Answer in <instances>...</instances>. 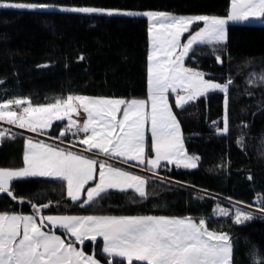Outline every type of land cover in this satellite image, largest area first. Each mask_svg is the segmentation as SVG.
Returning <instances> with one entry per match:
<instances>
[{
    "label": "trees",
    "instance_id": "trees-1",
    "mask_svg": "<svg viewBox=\"0 0 264 264\" xmlns=\"http://www.w3.org/2000/svg\"><path fill=\"white\" fill-rule=\"evenodd\" d=\"M0 1L218 15H227L230 4V0ZM148 56L146 17L0 7V103L24 99L46 104L71 93L146 98ZM189 63L211 79L233 81L227 134L216 131L223 128V93L212 91L182 108L175 106L187 151L199 157L196 168L166 165L168 169L156 172L170 180L148 176L146 198L132 189L108 190L84 206L67 196L62 180H17L11 185L14 195L28 202L1 194L0 211L32 213V205L48 203L43 213L192 216L229 235L232 264H264V216L257 214L237 224L235 212L233 217L221 214L229 203L218 197L245 204L264 198V82L260 80L264 24L230 23L226 42L196 45ZM62 127L63 121H56L50 133L58 135ZM27 138L20 134L0 139V167L23 166ZM83 248L107 258L100 241H86Z\"/></svg>",
    "mask_w": 264,
    "mask_h": 264
},
{
    "label": "snow or ice",
    "instance_id": "snow-or-ice-1",
    "mask_svg": "<svg viewBox=\"0 0 264 264\" xmlns=\"http://www.w3.org/2000/svg\"><path fill=\"white\" fill-rule=\"evenodd\" d=\"M0 7L16 9H47L54 7L38 3H0ZM65 12L146 17L149 21L152 50L148 56V99H113L68 95L53 103L33 106L24 99L0 103V121L43 135L53 120L67 119L65 136L75 126L73 136L84 147L72 151L67 147L53 146L43 141L26 140L23 166L0 167V194H6L18 203L11 185L27 178H55L66 182L67 196L80 206L93 203L109 189L134 190L141 198L147 197L146 178L115 167L95 157L104 155L118 159L145 163L150 170L165 166L162 161L177 167L194 169L199 157L186 153L180 124L168 103V93H176L175 106L182 108L209 92L224 94L223 128L227 134L228 91L233 83L205 79V73L188 68L185 57L194 45L226 42V25L250 18H264V0H231V8L224 17L208 15H173L161 11H133L92 6L63 7ZM202 22L203 27L193 30ZM185 33L189 35L181 42ZM83 60L84 57L80 56ZM218 63H223L216 56ZM264 82V76L260 77ZM252 82V81H250ZM182 93V94H181ZM150 101V113L146 111ZM27 104V107L20 108ZM15 105L19 111L11 110ZM87 114L80 125L71 114L79 110ZM120 115L121 118L117 119ZM150 123L151 145L154 157L145 160V126ZM83 133V136H78ZM5 133L0 131V139ZM10 138H15L14 136ZM60 137H56L59 139ZM242 139V138H241ZM75 147V144L72 145ZM85 152L92 156L84 155ZM135 166V165H133ZM99 169V171H97ZM250 179V177H249ZM96 180L93 187L85 185ZM85 193L84 199L81 194ZM50 204L32 205L31 214L0 211V264H101L95 254H87L81 247L85 241L95 243L102 238V252L118 258L120 264H232V244L227 233H217L206 227L204 219L198 222L191 217L167 216H97V215H41V208ZM264 211V209H261ZM221 214L227 212L221 210ZM243 218V219H242ZM251 219L250 214L237 212L235 223ZM63 229L64 238L56 234Z\"/></svg>",
    "mask_w": 264,
    "mask_h": 264
},
{
    "label": "crops",
    "instance_id": "crops-1",
    "mask_svg": "<svg viewBox=\"0 0 264 264\" xmlns=\"http://www.w3.org/2000/svg\"><path fill=\"white\" fill-rule=\"evenodd\" d=\"M230 8H231V0H230V4H229V11H230ZM228 11V12H229ZM230 23H258V24H264V18H250L249 20H246V21H241V22H230ZM68 95H73V96H76V95H81V96H87V97H102V98H113V99H125V100H131V99H145V100H147L148 99V96H147V98H131V99H127V98H124V97H116V96H101V95H90V94H75V93H71V94H68ZM68 95H66L65 97H62L61 99H63V98H66ZM55 101V100H54ZM53 101V102H54ZM53 102H51V103H53ZM4 103V102H3ZM46 104H49V103H46ZM33 106H35V105H45V104H32ZM146 111H148L149 113H150V101H149V105H148V107L146 108ZM71 116H72V119L73 120H75L76 122H79L81 125L85 122V120L87 119V114L83 111V109H80L79 110V114H76L75 112L74 113H72L71 114ZM121 118V116L120 115H118L117 116V119H120ZM56 121H59V120H53V122H52V124H51V127H49L48 129H45L44 131H47V132H50V130L52 129V126H53V124L56 122ZM66 126H67V119H65V120H63V127H62V129L60 130V132L61 131H63V130H65V128H66ZM60 132H59V134L58 135H60ZM28 139V138H27ZM26 139V140H27ZM182 139H183V145H184V149H185V151H186V153L188 154V155H190V156H197V155H193V154H191V153H189L188 151H187V148H186V145H185V141H184V137H183V134H182ZM26 140H25V147H24V152H25V148H26ZM145 140H146V148H145V160L147 161V159L148 158H150V157H154V153L152 152V150H151V148H150V145H151V132H150V123L149 124H146V126H145ZM33 141L35 142V141H37V140H35V139H33ZM63 148V147H62ZM72 151H75V150H72ZM77 152V151H76ZM84 155H87V154H84ZM87 156H91V155H87ZM198 157V156H197ZM99 162H103V161H105V160H103V159H99V158H97V157H95ZM116 160H118V159H116ZM118 161H120V163H119V165L118 164H116V163H114V162H108L109 164H112V165H114L115 167H118V168H122V169H124V170H126V171H128V172H130V173H132V174H136V175H140L141 177H144V178H146V180H147V177L146 176H144L143 175V172H145L146 170H150V166H148L146 163L144 164V165H141V164H139L138 162H135V161H129V162H127V163H130V164H132V165H136L137 167H139L138 168V170H136V171H133V170H129V169H127L126 167H124V166H122L125 162H123L122 160H118ZM162 163V165H174V164H169V163H167V162H164V161H162L161 162ZM198 163H199V160H198ZM22 167V166H21ZM2 168H11V167H2ZM97 171H99V169H97ZM150 171H152V170H150ZM66 183V182H65ZM97 183V181L96 180H93V181H89V183L87 184V185H85V192H86V190H87V188H89V187H93V186H95V184ZM66 190H67V186H66ZM109 190H118V189H109ZM145 190H146V192H147V183H146V185H145ZM84 196H85V193H82L81 194V198H84ZM41 215H79V216H85V215H97V216H137V215H118V214H59V213H53V214H47V213H43L42 212V208H41ZM150 216H167V217H180V218H183V217H191L193 220H195V221H199L198 219H196V218H194V217H192V216H172V215H150ZM207 227V226H206ZM208 228V227H207ZM209 229V228H208ZM58 229H56V231H57ZM61 230H63V229H61ZM209 230H211V229H209ZM64 231V230H63ZM211 231H213V230H211ZM214 232H216V231H214ZM217 233H222V232H217ZM61 237L62 238H64L65 236L63 235V234H61ZM101 241V247H102V238H97V241ZM96 241V242H97ZM95 242V243H96ZM94 243V244H95ZM83 246V245H82ZM81 246V247H82ZM85 253H87V252H85ZM87 254H89V253H87ZM92 254V253H91Z\"/></svg>",
    "mask_w": 264,
    "mask_h": 264
},
{
    "label": "rangeland",
    "instance_id": "rangeland-1",
    "mask_svg": "<svg viewBox=\"0 0 264 264\" xmlns=\"http://www.w3.org/2000/svg\"><path fill=\"white\" fill-rule=\"evenodd\" d=\"M0 3H26V2H13V1H0ZM38 4H40V3H38ZM48 5H52V6H54V7H50V8H47V9H60V8H63V7H79V6H71V5H56V4H48ZM92 7H100V8H108V9H123V10H133V11H161V12H168V13H171V14H173V15H183V16H192V15H208V16H219V17H224V16H226V15H218V14H208V13H177V12H172V11H168V10H157V9H127V8H120V7H103V6H92ZM230 24V22L226 25V36H227V28H228V25ZM198 27H203V23L202 22H200V23H198L197 25H193V30H195L196 28H198ZM148 28H149V21H148ZM149 32V31H148ZM189 35V33H185L184 34V37H182L181 38V42L183 43L184 42V39L187 37ZM196 45H194L193 46V49H194V47H195ZM151 50H152V44H151V36H150V34H149V55H150V53H151ZM191 52H192V50L189 52V54H188V56L187 57H185V59H184V64H185V66L186 67H188V68H191V69H194V70H197V71H200V72H203L202 70H200V69H198L197 67H195V66H192L190 63H189V59H190V57H191ZM148 64H149V61H148ZM204 73V72H203ZM205 79H211V78H209V77H207L206 75H205ZM211 80H213L214 82H218V83H224V82H221V81H218V80H214V79H211ZM229 92V91H228ZM182 94V93H181ZM176 93H172V92H169L168 93V103H169V105H170V107H171V109H172V112H173V114L176 116V113H175V97H176ZM148 96V95H147ZM147 98V97H146ZM177 117V116H176ZM178 119V118H177ZM78 124H80L79 122H77ZM81 125V124H80ZM75 127V126H74ZM181 129V128H180ZM181 134H182V132H181ZM47 144H49V143H47ZM50 145H53V144H50ZM53 146H56V145H53ZM83 147H86V146H84L83 145ZM75 151H77V152H79V151H81V150H75ZM84 154H87V155H93L92 153H88V152H85ZM97 158H99V159H103V160H105V161H108V162H114V163H116V164H118L119 165V163H120V161H118V160H116V159H110V158H108V157H105L104 155H99V156H96ZM125 165V166H124ZM122 166H124V167H126L127 169H129V170H133V171H136V170H138V168L139 167H137L136 165L135 166H133L132 164H130V163H124ZM172 166V165H171ZM175 166V165H174ZM165 169H168L167 167H166V165L165 166H163ZM140 169V168H139ZM163 169V168H162ZM141 170V169H140ZM143 175L144 176H146V177H148V176H151V177H156V178H160V179H162V180H170L169 178H167L166 177V175H164V174H158L157 172H156V170H155V173L153 172V171H150L149 169L148 170H146L145 172H143ZM219 198H220V196H218ZM237 212H244V213H246V214H250V216H254V215H257L258 213H256L255 211H252L251 209L250 210H248V209H244V208H237L236 209V211H235V214L237 213ZM17 213H20V212H17ZM22 214H31V213H22ZM234 219H235V217H234ZM243 219V218H242ZM56 234L57 235H60L61 236V232H59V231H56ZM100 241V240H99ZM86 242V241H85ZM98 242V241H97ZM96 242V243H97ZM101 242V241H100ZM95 243V244H96ZM82 248H83V246H82ZM83 251L84 252H86V250L83 248ZM87 253H89V254H95V258L96 259H98V260H100V262H101V264H107V261L109 260V257H107L106 259H101L100 257H98L97 256V254H96V251L95 250H93V251H91V252H87ZM134 263H138V264H140V262H137V261H133V264ZM111 264H120V261H119V259L117 258V259H114V258H112L111 259ZM124 264H126V262H124Z\"/></svg>",
    "mask_w": 264,
    "mask_h": 264
},
{
    "label": "built area",
    "instance_id": "built-area-1",
    "mask_svg": "<svg viewBox=\"0 0 264 264\" xmlns=\"http://www.w3.org/2000/svg\"><path fill=\"white\" fill-rule=\"evenodd\" d=\"M27 104L21 105L20 108L27 107ZM20 108H17V106L12 105L11 110L19 111ZM0 131H3L5 133V137H17L20 134H25L28 136V138L35 139L37 141H43L45 143L53 144V145H59L60 147H67L71 150H82L84 147L83 145L79 144L78 137L73 136L72 133L76 132V127H73L71 129V132H68L65 136L55 135L50 132L44 131V134H38L31 132L27 129H21L15 125H10L6 121H0ZM83 133H78V136H83ZM56 137H60L59 139H56ZM75 144V147L72 145ZM177 167V166H176ZM220 198L224 199L227 203H229V206L226 208L225 212H227V217H233L235 209L237 208H244L248 210L255 211L258 214H261L264 216V211H261V209H264V198L260 197L259 200L253 204H245L238 202L236 200L230 199V198Z\"/></svg>",
    "mask_w": 264,
    "mask_h": 264
},
{
    "label": "water",
    "instance_id": "water-1",
    "mask_svg": "<svg viewBox=\"0 0 264 264\" xmlns=\"http://www.w3.org/2000/svg\"><path fill=\"white\" fill-rule=\"evenodd\" d=\"M1 195V194H0Z\"/></svg>",
    "mask_w": 264,
    "mask_h": 264
}]
</instances>
